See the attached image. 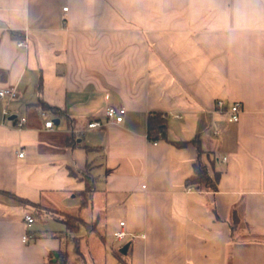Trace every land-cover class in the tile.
<instances>
[{
  "label": "crops",
  "instance_id": "obj_1",
  "mask_svg": "<svg viewBox=\"0 0 264 264\" xmlns=\"http://www.w3.org/2000/svg\"><path fill=\"white\" fill-rule=\"evenodd\" d=\"M7 87L19 97H0V264L56 261L59 238L24 235L65 229V213L96 223L78 231L85 262L70 242L68 264H264V0H0ZM110 104L126 108L122 122L107 120ZM154 112L168 139L149 138ZM199 149L221 171L217 190L187 186Z\"/></svg>",
  "mask_w": 264,
  "mask_h": 264
},
{
  "label": "trees",
  "instance_id": "obj_2",
  "mask_svg": "<svg viewBox=\"0 0 264 264\" xmlns=\"http://www.w3.org/2000/svg\"><path fill=\"white\" fill-rule=\"evenodd\" d=\"M14 36H17V31H12ZM43 108L59 112V107L53 106L45 101H40ZM148 136L151 140L168 139L166 129H167V115L162 112H154L149 116L148 121ZM72 138V145H75V138ZM176 144H183L182 141L173 140ZM87 148H91L88 146ZM202 149H199L198 157L194 162V172L187 179V186H193L202 190H217L218 181L221 176V171L214 170V163H212V168L203 160ZM92 165L89 162L84 169H80V175L78 178L85 181V188L78 191L77 194L81 197V206L85 207L89 205L91 194L95 189L96 176L91 171ZM72 174L78 176V173L71 170ZM25 203L31 204L35 207V213L39 217L54 216L55 211L41 203L32 202L29 199L22 198ZM235 215L237 216V209H234ZM63 221L65 223V229L48 231L43 230L39 232L29 230L27 232V240L36 239L42 236H52L57 237L61 240V247L58 249V256L56 261H52V264H68V244L72 242L74 244V250L78 254V258L85 262V253L81 247L82 236L78 233L82 224L92 229L96 227V223L93 221H87L79 215H74L71 213L63 214ZM237 225L233 223V230ZM122 245L117 246L113 249V253L119 258V260H124L125 256L129 253V248L126 252L121 250ZM54 252L51 254L50 258L53 257Z\"/></svg>",
  "mask_w": 264,
  "mask_h": 264
},
{
  "label": "built area",
  "instance_id": "obj_3",
  "mask_svg": "<svg viewBox=\"0 0 264 264\" xmlns=\"http://www.w3.org/2000/svg\"><path fill=\"white\" fill-rule=\"evenodd\" d=\"M65 9H67V7H64ZM19 45H23L25 43L24 40H19ZM0 97L1 98H9V99H15L19 97V92L14 89V88H2L0 89ZM226 101L224 99H219L217 101V107L222 109L225 107ZM241 110H242V105L241 102L239 101H235L233 103H231V105L228 107V120L229 121H239L240 120V116H241ZM4 113L6 115H10V111L8 110V108L4 109ZM126 113V108L124 106L121 105H113L110 104L106 107L105 109V116L107 118L108 121H114V122H122L124 119V115ZM43 115H47V111H43ZM27 121V117L22 116L17 120L16 125L18 127H23L25 125ZM103 125V122L100 120H94L89 122L88 127L89 128H94V127H99ZM45 127L48 129H54L56 127V122L53 118H47L45 120ZM215 133H218V129H215ZM20 156L24 155V152L21 151L19 153ZM26 221L28 223H32L35 220V217L31 214H27L25 217ZM121 228L116 230L114 235L115 237L122 242L125 237L127 236V231L126 229L123 228V225L125 224V221H121ZM28 235L25 234L24 235V239L27 240Z\"/></svg>",
  "mask_w": 264,
  "mask_h": 264
},
{
  "label": "water",
  "instance_id": "obj_4",
  "mask_svg": "<svg viewBox=\"0 0 264 264\" xmlns=\"http://www.w3.org/2000/svg\"><path fill=\"white\" fill-rule=\"evenodd\" d=\"M55 121H56V123H59V122H60V119H59V118H56ZM128 248H129V243H126L125 245H123V246L121 247V250H122L123 252H126V251L128 250ZM56 256H58V253H56ZM54 260H55V259H54Z\"/></svg>",
  "mask_w": 264,
  "mask_h": 264
},
{
  "label": "rangeland",
  "instance_id": "obj_5",
  "mask_svg": "<svg viewBox=\"0 0 264 264\" xmlns=\"http://www.w3.org/2000/svg\"><path fill=\"white\" fill-rule=\"evenodd\" d=\"M50 222L53 224V223H59V222H57V221H54L53 219L52 220H50Z\"/></svg>",
  "mask_w": 264,
  "mask_h": 264
}]
</instances>
